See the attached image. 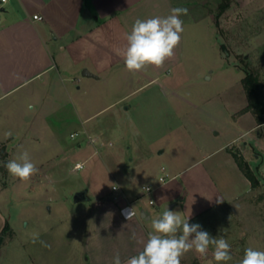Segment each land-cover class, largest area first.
I'll use <instances>...</instances> for the list:
<instances>
[{"label": "rangeland", "instance_id": "obj_1", "mask_svg": "<svg viewBox=\"0 0 264 264\" xmlns=\"http://www.w3.org/2000/svg\"><path fill=\"white\" fill-rule=\"evenodd\" d=\"M174 1L176 7L188 10L183 16L184 50L180 64L168 73L163 94L154 86L147 90L149 105L141 102L116 122H102L108 117L102 114L82 123L83 113L94 114L109 97L101 89L88 95L68 84L71 99L62 91L58 106L27 110L21 128L14 132L16 137L5 143L13 159L36 126L41 138L30 156L41 178L35 184L21 181L1 163L0 264H83L85 208L97 198L108 196L112 203L121 202L125 196H135L142 186L155 187L161 166L166 173L171 165L183 166L198 156V148L208 139L223 141L248 126V119L237 120L246 113H240L244 101L241 67L256 73L264 88V4L255 5L264 0H254L252 5L245 4L246 0H202L205 5ZM50 91L49 87L42 90ZM127 91L124 87L119 93ZM137 95L126 103L140 102L143 94ZM13 97L0 98V107ZM254 134L233 151L241 155L239 150H245V161L258 184L237 202L207 209L190 223L236 245L235 253L241 256L219 264H240L248 247L264 251V145L247 141ZM31 149L25 147L28 152ZM163 149L165 153L157 155ZM77 162L84 167L73 169ZM112 186L118 190L113 192ZM79 191H86L89 201L74 202L73 195ZM149 199L143 197L134 207L149 208ZM177 205L173 211L180 214L181 205ZM203 258L190 251L181 264H204Z\"/></svg>", "mask_w": 264, "mask_h": 264}, {"label": "crops", "instance_id": "obj_2", "mask_svg": "<svg viewBox=\"0 0 264 264\" xmlns=\"http://www.w3.org/2000/svg\"><path fill=\"white\" fill-rule=\"evenodd\" d=\"M181 1L185 2L184 5H205L202 0ZM253 1L244 2L252 5ZM258 4L264 2L255 5ZM175 5L174 0H5L3 3L0 0V98L15 96L7 99L0 107V148H5L0 151V166L2 162L12 159L11 151L6 150L5 143L16 137L14 132L21 128L27 110L32 112L36 107L58 106L62 103V91L71 99L68 84L74 90L88 95L97 89L100 92L101 89L109 97L94 114L83 113V118H80L82 123L102 114L108 116L102 122H116L117 117L128 113L130 109L134 110L141 102L145 101L149 105L150 94L147 90L154 86L163 94L162 90L168 86V73L181 61L184 31L174 56L161 68L149 66L144 71L130 73L125 68L122 52L126 46V35L131 32L136 19L167 16L172 8H176ZM34 15L41 19H33ZM183 16L181 19L184 22ZM85 71L89 73L88 76L82 75ZM133 74L136 75L135 79L132 78ZM32 84V88L23 91ZM48 87L50 93L42 92ZM124 87L128 91L119 93ZM241 93L244 101L240 109H243L247 99L242 84ZM137 94H143L140 102L136 98L137 101L126 103ZM120 105H125V108L118 109ZM84 108L81 106L80 111L85 112ZM243 117L249 121L243 131L223 141L208 139L198 148V156L186 161L187 164L183 166L167 167V173L166 167L161 166L157 184L151 188L150 193H144L145 186H142L135 196L131 192V198L125 196L121 202L112 203L107 196L97 198L85 208L83 264H113L116 253H119L122 262L137 254L142 250V242L153 233L152 220L162 215L164 209L161 207L173 211L179 203L181 219L188 218L190 224L207 209L221 204H233L250 193V181L238 167L231 152H235L234 148L247 135L254 133L247 141L253 145L258 141L264 145V125L257 126L250 112L242 114L237 120ZM6 132L12 135L5 138ZM32 133L30 141H25L26 144H20L19 141V148L22 146L25 150L30 145L31 150H34L38 146L37 138H41V135L37 133L36 126ZM244 144L246 149L248 143ZM239 152L247 160L245 150ZM29 153L34 156L36 152L34 150ZM164 153L163 149L157 155ZM162 175L165 178L169 176V179L166 180ZM40 178V175L39 178L34 175L29 183L35 184ZM160 178H164V181L160 182ZM145 196L150 197L149 208L134 207ZM113 198L116 199V194ZM219 198L223 201L217 203ZM130 202H133L136 215L130 220L123 219L119 209ZM213 251L214 248L211 251L209 247L208 253L212 254L203 258L204 264H218L213 258ZM235 251L236 245L232 244V258L241 256Z\"/></svg>", "mask_w": 264, "mask_h": 264}, {"label": "clouds", "instance_id": "obj_3", "mask_svg": "<svg viewBox=\"0 0 264 264\" xmlns=\"http://www.w3.org/2000/svg\"><path fill=\"white\" fill-rule=\"evenodd\" d=\"M187 14L186 8L176 7L167 16L136 19L131 32L126 35V46L122 52L127 71L137 73L149 66L163 67L174 56V50L181 42L184 31L181 16ZM11 135V132H6L5 138ZM4 167L10 176L21 181L31 179L39 172L29 152L22 147ZM83 167V164H77L75 169ZM222 201L219 198L217 203ZM123 214L130 220L132 209H125ZM152 228L153 233L142 242V250L123 262L116 253L113 264H181L182 257L190 251H195L201 257L207 256L210 246L214 248L213 258L218 264L232 259L231 246L223 236L213 237L200 224H189L188 218L182 220L179 213L170 209L164 208L162 215L152 220ZM240 264H264V251L246 248Z\"/></svg>", "mask_w": 264, "mask_h": 264}, {"label": "trees", "instance_id": "obj_4", "mask_svg": "<svg viewBox=\"0 0 264 264\" xmlns=\"http://www.w3.org/2000/svg\"><path fill=\"white\" fill-rule=\"evenodd\" d=\"M225 8V5L221 7V10ZM241 69L244 71V76L241 79V84L247 99V105L240 111L250 112L256 122L257 126L264 125V88L258 75L254 73L249 67L243 66ZM235 162L240 170L250 181L251 187L254 188L258 181L249 170L246 161L237 152H231ZM7 229V225L4 226L3 231Z\"/></svg>", "mask_w": 264, "mask_h": 264}, {"label": "built area", "instance_id": "obj_5", "mask_svg": "<svg viewBox=\"0 0 264 264\" xmlns=\"http://www.w3.org/2000/svg\"><path fill=\"white\" fill-rule=\"evenodd\" d=\"M4 1H5V0H1V3H3ZM33 19H41V18H40V17H37V15H34V16H33ZM71 136H73V134H72ZM89 139H90V142H92V139H91V138H89ZM77 164H83V163H81V162L76 163V164L74 165V169H75V166H76ZM75 170H76V169H75ZM159 181H160V182L164 181V178H160ZM112 190L117 191L118 188L115 187V186H113V187H112ZM143 191H144V193L148 194V193L151 192V188H150L149 186H147V187H143ZM149 203H150V205L153 204L152 201H150ZM132 204H133V202L126 203L123 207H121V208L119 209V213H120V215H121V217H122L123 219H126L125 215L123 214V211H124L125 209H132V213H133V214H132V217H134V216L136 215V213H135V211H134V209H133Z\"/></svg>", "mask_w": 264, "mask_h": 264}, {"label": "water", "instance_id": "obj_6", "mask_svg": "<svg viewBox=\"0 0 264 264\" xmlns=\"http://www.w3.org/2000/svg\"><path fill=\"white\" fill-rule=\"evenodd\" d=\"M82 75H87L88 76L89 73L85 71V72H82ZM73 200H74V202L88 201V197H87L86 191L76 192L73 195Z\"/></svg>", "mask_w": 264, "mask_h": 264}]
</instances>
